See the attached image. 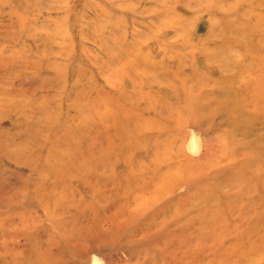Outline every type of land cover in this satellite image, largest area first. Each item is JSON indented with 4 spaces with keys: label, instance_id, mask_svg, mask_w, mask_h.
Listing matches in <instances>:
<instances>
[{
    "label": "rangeland",
    "instance_id": "rangeland-1",
    "mask_svg": "<svg viewBox=\"0 0 264 264\" xmlns=\"http://www.w3.org/2000/svg\"><path fill=\"white\" fill-rule=\"evenodd\" d=\"M259 146L264 0H0V264H252Z\"/></svg>",
    "mask_w": 264,
    "mask_h": 264
},
{
    "label": "bare ground",
    "instance_id": "bare-ground-1",
    "mask_svg": "<svg viewBox=\"0 0 264 264\" xmlns=\"http://www.w3.org/2000/svg\"><path fill=\"white\" fill-rule=\"evenodd\" d=\"M240 123V121H239ZM248 126V125H247ZM188 138V137H187ZM231 143V142H230ZM218 146V145H217ZM229 146V145H227ZM213 147V146H212ZM234 147V146H233ZM209 148V146H208ZM225 151L222 150V152H226L228 151V147H225ZM260 150L261 151H254V152H245V153H242L240 154V158H239V161H241V164L244 162L245 165L248 167L250 166L251 168H255V165L252 164V161L255 160L257 163H259V168L257 169L258 172H255L254 170H251V169H246L244 171H235L233 168H232V159L231 162L227 161V163L225 162V164L222 166V167H217V166H214L210 172V175L208 174V177H205L203 180L200 181L201 183V187H206V186H211V182H209V180H215V181H218V179L220 177H224V179L226 180H231L232 176L237 174L238 178H240L241 180L243 179V176H245L246 173H249V180L250 181H253V179H256V181H258L259 183L261 184H264V147L263 146H259ZM205 149V148H204ZM235 149V147H234ZM238 149V148H237ZM213 151V150H212ZM216 152V151H215ZM221 152V153H222ZM223 154V153H222ZM208 154H205L204 152L198 157L196 158V161H199L203 158L206 159ZM222 156V155H221ZM225 156V155H224ZM223 156V157H224ZM230 156V155H229ZM234 157V155H233ZM226 158H228L226 156ZM228 160V159H227ZM233 166H236L235 164H233ZM243 173V174H242ZM206 176V175H205ZM208 180L206 182V180ZM219 184V182L217 183ZM223 186V185H222ZM222 186H219L218 188L221 189ZM207 191V189L205 190ZM251 191V189L249 188V192ZM264 192V190H262ZM233 192H232V196H233ZM227 195V193L225 194V196ZM235 196L233 197H239V195H237V192L234 194ZM219 196V195H218ZM231 196V197H232ZM262 196V195H261ZM230 196H227L226 197V205H228V202L230 201ZM246 197V196H245ZM221 198V197H220ZM232 203V202H231ZM163 208V207H162ZM240 218V224H239V227L242 225V227L244 226L243 225V222L241 220V217ZM243 218H245V216H243ZM242 218V219H243ZM246 219V218H245ZM244 219V220H245ZM188 225V224H187ZM239 227H237L236 231H237V234L235 236H232L231 239L228 240V237L229 235L225 234V231H224V234H221V235H226L227 236V240H224V239H213V244H214V247H215V254H213L212 256H210V258L208 259V261H212V260H215L216 259V256H218V251L219 250H222L225 254V256L223 257V255H219V259L221 258H231V262L234 263L237 259H240V260H244L246 259V263L250 262L252 264H262V263H259L257 261V259H255L254 257L256 256V254L252 253L251 252V249L254 248H257V247H261L264 245V232L262 234H259L258 236V239L255 240V241H250V237L248 234L245 235V231L243 232H239L238 229ZM235 228V227H234ZM247 233V232H246ZM230 241V242H229ZM247 242L245 243V246H240V243L242 242ZM169 242V240H168ZM226 245L224 246L225 249H223V244ZM257 242L259 243V245L257 244ZM145 249V248H144ZM189 251L190 249L187 248ZM199 249V248H198ZM139 250V249H138ZM146 250V249H145ZM200 250L202 251V248H200ZM254 250V249H253ZM185 252L184 253V257L186 261H188L189 259L191 260V262L193 263L194 261V256H195V253L194 251H191V252ZM142 253V252H141ZM140 253V255H141ZM230 253V257L227 256L228 254ZM136 254V253H135ZM146 254V253H145ZM139 255V256H140ZM144 256V255H143ZM160 257H163V255H160ZM250 257V258H249ZM138 259V258H137ZM256 262V263H255ZM180 264L182 263L179 262ZM209 262H205L204 264H208Z\"/></svg>",
    "mask_w": 264,
    "mask_h": 264
}]
</instances>
